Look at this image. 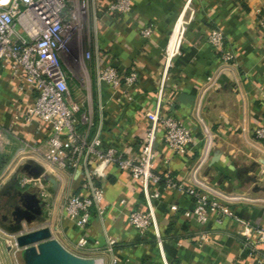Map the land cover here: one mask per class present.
I'll return each mask as SVG.
<instances>
[{
	"label": "crops",
	"instance_id": "obj_1",
	"mask_svg": "<svg viewBox=\"0 0 264 264\" xmlns=\"http://www.w3.org/2000/svg\"><path fill=\"white\" fill-rule=\"evenodd\" d=\"M81 1L87 5L86 25L92 32L91 131L99 133L102 147L137 152L159 104L162 116H172L190 128L193 142L188 156L175 154L163 141L160 127L153 170L158 174L169 171L177 181L186 182L202 148L197 113L213 137L208 159L199 167L200 176L227 192L243 195L246 199L230 204L232 211L264 228V145L253 136L264 122V34L259 26L264 0H129V9L123 13L107 10L112 0ZM178 18L185 21V31L178 53L167 63L163 50ZM179 24L170 49L178 42ZM146 25L153 27L150 37L141 35ZM212 28L223 32L225 47L233 54L230 62H223L220 50L208 43ZM98 61L114 66L121 76L136 72L137 81L117 89L102 83L99 92ZM34 98L20 74L7 65L0 67V124L16 138L35 143L45 139L48 125L39 123L35 134L28 127L25 112ZM16 138L12 141L19 143ZM43 166L52 175L50 167ZM58 173L56 185H45L50 194L43 201V219L54 237L75 254L101 257L104 264L112 258L116 264H257V254L264 257V239L252 234L255 252L251 253L243 245L244 237L236 233L239 225L228 219L217 223L210 218L200 224L186 218L183 211L191 207L192 199L165 188L155 200L160 249L152 229L141 235L129 224L130 211L145 208L141 187L114 164L98 181L103 189L102 214L92 207L89 222L77 227L61 214V195H86L87 190L82 177L70 169ZM80 236L88 241L82 251L76 246ZM107 238L115 240L111 251Z\"/></svg>",
	"mask_w": 264,
	"mask_h": 264
},
{
	"label": "built area",
	"instance_id": "obj_2",
	"mask_svg": "<svg viewBox=\"0 0 264 264\" xmlns=\"http://www.w3.org/2000/svg\"><path fill=\"white\" fill-rule=\"evenodd\" d=\"M128 9L129 0H112L107 4L108 11L123 13ZM87 15V5L81 0H0V67L7 65L13 73L20 74L35 93L33 102L25 112L28 127L34 128L32 132L35 134L39 130V123L48 125L45 139L34 143L16 138L8 128L0 124V152L16 138L20 143L18 154L25 153L23 157L30 158L29 161L50 167L53 176L47 173L44 166L45 175L55 178L58 172L70 169L76 177H82L87 194H67L59 207L61 214L70 218L77 227H83L89 222L92 207H95L99 215L102 214L103 189L98 181L107 176V167L114 164L119 170L129 173L141 187L145 208L130 211L129 224L141 235L152 229L160 249L162 237L155 215V200L159 197L160 189L165 188L176 189L192 199L191 207L183 211L186 218H192L200 224L210 218L217 223L228 219L239 225L236 233L244 237V247L249 248L251 253L255 252L252 234L262 240L264 228L239 217L230 207V204L246 198L235 192H227L200 176L199 167L208 159L213 137L210 128L197 113L202 148L189 170L186 182L177 181L169 171L158 174L153 170L155 140L160 127L163 141L175 154L188 156L189 145L193 142L190 128L172 116H162L159 104L143 132L137 152L127 147L103 148L99 133H92V79L86 68L79 69V77L75 71H65L61 58L63 53L68 52L75 31L82 29ZM178 22V42L170 49ZM259 26L264 34V4L261 6ZM152 31V25H146L140 30L144 37H150ZM184 31L185 21L178 18L163 50L167 63L178 53ZM207 41L220 50L223 62L232 60L233 54L225 47L220 29L212 28ZM137 77L136 72L121 76L114 66L102 65L99 61L96 63V85L99 92L102 83L117 89L122 85H133ZM72 79L79 82L83 97L80 102L70 93L69 84ZM158 94L160 100L162 88ZM253 136L264 145V122L254 129ZM47 183L50 182L42 184L41 178L28 175L18 179L21 188L36 189L41 199L49 196L45 189ZM114 242V239L107 238L108 251H111ZM87 245L85 237L76 239L77 250L82 251ZM256 257L257 264H264L263 256L257 254ZM109 264H116V259L112 258Z\"/></svg>",
	"mask_w": 264,
	"mask_h": 264
},
{
	"label": "water",
	"instance_id": "obj_3",
	"mask_svg": "<svg viewBox=\"0 0 264 264\" xmlns=\"http://www.w3.org/2000/svg\"><path fill=\"white\" fill-rule=\"evenodd\" d=\"M213 162V159H212ZM25 173L32 178H41V183L49 181L53 186L56 179L44 174V166L36 161L22 165ZM12 182L9 180L8 183ZM7 183V184H8ZM4 187V185L2 186ZM15 188V186H12ZM20 196L18 209L24 216L15 218V225L6 228L13 237L16 250L23 264H104L101 257H85L66 249L53 235L52 228L41 216L44 202L32 190L15 188ZM34 212V215L31 213ZM38 222L36 227L26 229V224Z\"/></svg>",
	"mask_w": 264,
	"mask_h": 264
},
{
	"label": "rangeland",
	"instance_id": "obj_4",
	"mask_svg": "<svg viewBox=\"0 0 264 264\" xmlns=\"http://www.w3.org/2000/svg\"><path fill=\"white\" fill-rule=\"evenodd\" d=\"M83 3L86 4L85 2ZM61 58L65 71H75L79 77V69L86 68L91 79L94 78L92 77L93 73L91 71L93 60L92 32L89 26L86 25V22L82 24V29L80 31H75L73 39L68 45V52L63 53ZM92 81L95 82V79H92ZM69 88L71 95L75 97L78 102L83 100L77 80L72 79ZM12 140L11 143L6 145L4 150L0 152V190L2 189V185L11 179L12 175L18 174V179L22 176H27L25 171L21 170V167L25 162L29 161L30 158L23 157L26 155L25 153L18 154L20 144ZM27 155H29V153H27ZM46 191L50 194V190L46 189ZM65 195H67L65 192L61 195V204ZM45 217H47V215H45ZM38 224V222L26 224L25 228H33ZM15 249L16 246L13 237L6 229L0 226V264H23Z\"/></svg>",
	"mask_w": 264,
	"mask_h": 264
},
{
	"label": "flooded vegetation",
	"instance_id": "obj_5",
	"mask_svg": "<svg viewBox=\"0 0 264 264\" xmlns=\"http://www.w3.org/2000/svg\"><path fill=\"white\" fill-rule=\"evenodd\" d=\"M21 170L26 171V169L22 167H21ZM18 176H19L18 174L12 175L10 179L12 182L8 183L9 182L8 181L7 182L8 184L5 183L4 187H2V189L0 190V226L3 227L4 229L15 225L16 217L26 215L18 209V206L20 205V196L15 188H18L21 190H25L28 188H21L19 186ZM12 186H15V188ZM28 190H31V189H28ZM32 191L37 192L36 190H32ZM41 200L44 201V199H41ZM44 207L45 205L42 207V213H41L42 217L44 216V211H43ZM31 214L34 215V212Z\"/></svg>",
	"mask_w": 264,
	"mask_h": 264
},
{
	"label": "bare ground",
	"instance_id": "obj_6",
	"mask_svg": "<svg viewBox=\"0 0 264 264\" xmlns=\"http://www.w3.org/2000/svg\"><path fill=\"white\" fill-rule=\"evenodd\" d=\"M179 29H180V28H179ZM172 48H173V47H172ZM172 48H171V49H172ZM8 192H9V191H8Z\"/></svg>",
	"mask_w": 264,
	"mask_h": 264
}]
</instances>
